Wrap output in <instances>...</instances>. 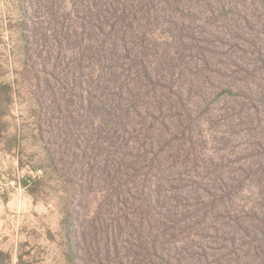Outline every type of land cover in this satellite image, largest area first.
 Wrapping results in <instances>:
<instances>
[{"label": "rangeland", "instance_id": "1", "mask_svg": "<svg viewBox=\"0 0 264 264\" xmlns=\"http://www.w3.org/2000/svg\"><path fill=\"white\" fill-rule=\"evenodd\" d=\"M0 264H264V0H0Z\"/></svg>", "mask_w": 264, "mask_h": 264}]
</instances>
